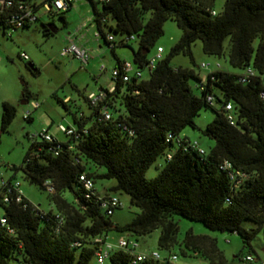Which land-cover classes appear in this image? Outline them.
I'll return each instance as SVG.
<instances>
[{
	"label": "trees",
	"instance_id": "16d2710c",
	"mask_svg": "<svg viewBox=\"0 0 264 264\" xmlns=\"http://www.w3.org/2000/svg\"><path fill=\"white\" fill-rule=\"evenodd\" d=\"M7 1L11 6L0 13V35L7 39L12 38L11 21L21 8L40 13L54 2ZM216 1L91 0L98 37L102 36L114 53L119 47L131 48L132 64L142 76L133 75L127 82L113 79L110 88L91 92L103 94L97 101L84 92L78 100L58 98L72 117L74 133L65 134L66 141L30 137L32 144L21 167L8 168L14 174L0 190L1 217L6 220L5 225L0 224V264H90L97 250L96 238L116 232L139 241L156 230H160V250L170 254L161 261L137 264H173L169 257L176 255L171 250L179 243L180 231L176 216L211 231L236 233L246 245L251 244L256 232L246 229L244 222L264 224V0H226L220 12L215 10ZM71 9L72 5L55 17L48 13L49 24L42 23L40 17L21 30L41 23L46 35L55 34L54 18L65 19ZM169 20L182 30L181 39L150 71L149 54ZM198 41L206 55L227 58L243 73L221 68L203 82L193 69L174 68L173 59L192 57V47ZM134 42L139 44L137 49L132 47ZM126 62L118 58L115 69L122 70ZM29 69L39 75L33 64ZM248 69L254 74L243 82ZM192 80H197L194 87ZM23 99H28L27 93ZM80 100L88 104L89 111ZM228 105L232 111L227 110ZM204 109L213 110L215 117L203 130L197 118ZM17 113L15 104L3 103L2 133L8 131ZM230 114L234 124L228 119ZM31 115L25 120H32ZM187 128L211 138L215 144L210 151L201 146L205 151L201 154L191 148L193 139L182 135ZM160 157L165 165L155 178L147 179L148 170ZM225 161L230 170L221 168ZM18 170L51 195L56 210L37 207L26 197L17 202L8 195L9 187L19 182ZM82 175L93 180L92 193L86 190ZM99 180L115 184L100 192ZM47 182L54 193L47 190ZM67 193L72 201L66 198ZM120 193L129 195L131 205L141 210L125 224L111 219L122 205L113 215L102 207L103 201L112 198L121 202ZM182 245L187 250H181L184 256L190 251L191 257L208 264H227L217 240L209 236L190 231ZM108 260L134 264V256L126 251L115 252Z\"/></svg>",
	"mask_w": 264,
	"mask_h": 264
},
{
	"label": "rangeland",
	"instance_id": "374dc122",
	"mask_svg": "<svg viewBox=\"0 0 264 264\" xmlns=\"http://www.w3.org/2000/svg\"><path fill=\"white\" fill-rule=\"evenodd\" d=\"M98 2L99 0H94ZM226 0H217L215 10L220 12ZM93 16L91 0H75L73 8L65 15V19L56 17L53 23L58 28V32L46 35L41 23L13 32V37L7 39L0 35V176L10 179L14 171L8 168L16 166L18 169L24 162L25 156L31 146L30 137L39 135L42 131L48 130L50 134L59 141H66L65 133L61 131V126H70L72 117L58 98L65 99L72 97L78 100L80 92L87 95L91 92H98L101 87L110 88L114 85L113 70L118 64V58L122 61L133 62V52L129 47H119L114 53L104 38H99L96 43L98 30L95 23L91 22L89 27H84L90 22ZM42 23L49 24L48 18H42ZM84 28L81 34L86 35L83 46L91 51V58L88 65H83L74 56H62V51L68 43V37L77 36L78 29ZM164 35L159 39L157 46L150 52L152 58L158 47L164 49L163 56L170 53L181 39L182 30L175 21L169 20L164 27ZM77 38V37H76ZM77 42V41H76ZM229 41L226 42L228 46ZM138 42L132 43L134 49L138 48ZM26 53L30 60H23L21 54ZM192 57L179 55L172 61L174 68L184 67L196 71L205 78L215 70V63L219 62L222 69L227 72L242 74L243 71L233 68L229 60L218 59L208 56L203 51V43L196 42L192 47ZM210 63V68H202V64ZM33 64L39 71V75H34L29 65ZM197 80H192L194 87ZM28 94V99H23V94ZM15 104L18 113L15 121L8 131L2 133L1 118L3 113V103ZM33 103H38L39 108L35 109ZM84 110L89 111L88 104L84 100L79 101ZM74 110V109H73ZM31 112L32 120L24 119V114ZM215 113L211 109H204L197 118V125L200 129L214 120ZM193 140H198L200 145L208 152L214 146V141L205 136L199 130L187 128L182 133ZM165 165L164 157H160L157 162L148 170L147 179H153L161 168ZM16 180L21 183V188L25 197L35 206L44 210H56L51 195L40 187L31 184L25 179L21 170L16 174ZM115 181L99 180L98 190L104 192L110 184ZM122 202V209L117 211L111 218L119 224H125L140 214L141 210L133 207L130 203V196L125 193L118 194ZM66 198L72 201L73 197L69 193ZM3 210L0 208V217ZM180 223L178 234V244L171 250L172 254L178 256L175 264H191L192 262L205 263L202 258L191 257L192 253L184 256L181 250H186L182 245L187 233L192 231L196 236H205L217 240L219 250L225 257L227 264H264V224L259 226L255 222L245 221L244 227L248 230H255V236L250 245H246L243 239L236 233L211 231L203 224L193 222L186 218L176 216ZM160 230H156L149 235L139 237L143 252L150 253L158 251L162 257H166L170 252L160 250L158 240ZM125 237V234L112 232L109 235L110 241ZM187 251V250H186ZM247 256L256 259V263H249L245 260ZM90 264H99L96 256ZM104 264H114L107 260Z\"/></svg>",
	"mask_w": 264,
	"mask_h": 264
},
{
	"label": "built area",
	"instance_id": "2783aa9c",
	"mask_svg": "<svg viewBox=\"0 0 264 264\" xmlns=\"http://www.w3.org/2000/svg\"><path fill=\"white\" fill-rule=\"evenodd\" d=\"M75 0H54L52 5L46 4L45 5V10L41 11L40 13H35L34 8H21V13L13 17L12 19V28L9 31V37H13V32L17 30H21L24 28V26L27 25H33L34 23L37 22V20L41 18H45L48 13H50L51 16H54L62 11H66L70 5H72L73 8V3ZM100 1H105V0H100ZM11 3L7 0H0V13L3 11L4 8L10 7ZM214 15L216 14L215 12L213 13ZM98 36V35H97ZM99 38V37H98ZM110 40H114V38L111 36L109 37ZM164 54V49L162 47H159L157 49L156 54L152 57L149 69L150 71L155 68V65L158 60L162 59ZM62 56H74L77 60H79L83 65H88L90 58H91V51L89 48L82 46L78 44L74 39H69L66 47L62 51ZM21 58L24 60H30L29 56L26 53L21 54ZM212 65L210 63L208 64H202V68H210ZM222 68L220 63H215V70H220ZM213 71V72H214ZM211 72V73H213ZM253 71L248 69L246 76L242 79L243 82L246 81V79L250 76L253 75ZM133 75L136 76H142V74L137 71L134 68V65L130 62H126L123 65V69H114L113 70V79L118 80L121 79L124 82L129 81V78ZM203 82L206 80L205 78H201ZM103 96L102 93H91L90 98L93 99L94 101H97L100 96ZM209 101H213L212 98L210 97ZM33 106L35 109L39 108L38 103H33ZM228 111H232V106L228 105L227 106ZM30 116V112H27L24 114V119H27ZM111 118L110 114L106 113V119L109 120ZM228 119L231 121L232 124H234V117L233 115H229ZM61 131L64 132L65 134L71 136L74 133V128L71 126H61ZM42 138H44L46 141H52L54 137L50 134L48 130L42 131L39 134ZM38 135H34L31 138H35ZM190 147L199 150L201 154H204V149L201 147L199 142L197 140H192L190 141ZM186 150V149H185ZM222 169H231V165L229 162L225 161L223 165L221 166ZM239 175V173H237ZM81 181L84 183L86 190L89 193H92L94 190V182L91 179H88L85 175L81 176ZM47 190L50 193H54V187L52 186L51 182H47L45 184ZM4 187H7V180L4 179L2 176H0V190ZM8 195L15 197L17 202H22L23 198L25 197L24 192L21 188V183L20 182H15L13 185H11L8 189ZM88 198H90V195H87ZM5 201L8 202L9 198L7 195H5ZM122 204L118 198H112L111 200H105L102 203V207L108 215H113L114 211L116 208L120 207ZM0 224L5 225L6 220L2 217H0ZM97 244V250L95 253V256L98 260L99 264H104L115 252L118 251H126L131 253L134 256L133 263H144L146 261H161L163 260V257L160 255L159 252H151V253H144L141 250V244L138 240L136 239H127V238H120L116 242L109 241L108 238L105 237H98L95 240ZM178 260V256L173 255L169 257V261L173 264H175ZM245 260L249 263H256V259L252 256H247Z\"/></svg>",
	"mask_w": 264,
	"mask_h": 264
},
{
	"label": "crops",
	"instance_id": "0c3cea01",
	"mask_svg": "<svg viewBox=\"0 0 264 264\" xmlns=\"http://www.w3.org/2000/svg\"><path fill=\"white\" fill-rule=\"evenodd\" d=\"M92 22V18L90 19V22L88 23V24H85L84 25V27H89L90 26V23ZM84 28L82 27V28H80V29H78V34H77V36H71V35H69V37H68V40L71 38V39H74L75 41H77V43L78 44H80V45H82L83 46V44H82V42H83V40L86 38V35H84V34H81L80 35V33H81V31L83 30ZM77 37V38H76ZM96 43H99V38H98V36L96 35V41H95ZM86 47V46H85ZM101 89V88H100ZM99 89V90H100ZM205 236H208V235H205ZM108 238H109V236H108ZM118 239H120V238H117L115 241H117ZM142 250V249H141ZM156 251V250H155ZM203 262H205V263H198V262H192L191 264H208L207 263V261L206 260H204ZM189 264V263H188Z\"/></svg>",
	"mask_w": 264,
	"mask_h": 264
},
{
	"label": "water",
	"instance_id": "95a60500",
	"mask_svg": "<svg viewBox=\"0 0 264 264\" xmlns=\"http://www.w3.org/2000/svg\"><path fill=\"white\" fill-rule=\"evenodd\" d=\"M52 31H53V32H56V30H54V29H52ZM34 70H36V69H34Z\"/></svg>",
	"mask_w": 264,
	"mask_h": 264
},
{
	"label": "flooded vegetation",
	"instance_id": "af4514ba",
	"mask_svg": "<svg viewBox=\"0 0 264 264\" xmlns=\"http://www.w3.org/2000/svg\"><path fill=\"white\" fill-rule=\"evenodd\" d=\"M33 74H36V72H34V71H31Z\"/></svg>",
	"mask_w": 264,
	"mask_h": 264
}]
</instances>
